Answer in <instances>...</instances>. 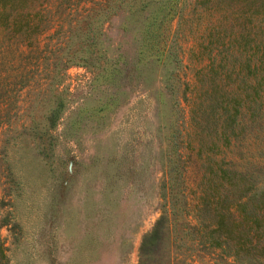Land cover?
Segmentation results:
<instances>
[{
  "label": "rangeland",
  "instance_id": "374dc122",
  "mask_svg": "<svg viewBox=\"0 0 264 264\" xmlns=\"http://www.w3.org/2000/svg\"><path fill=\"white\" fill-rule=\"evenodd\" d=\"M145 1L45 0L35 56L0 32L7 264H264V222L233 220L216 246L190 227L210 166L264 187V101L239 68L264 59V0ZM214 93L229 115L239 101L230 124ZM168 191L179 213L141 251Z\"/></svg>",
  "mask_w": 264,
  "mask_h": 264
},
{
  "label": "trees",
  "instance_id": "16d2710c",
  "mask_svg": "<svg viewBox=\"0 0 264 264\" xmlns=\"http://www.w3.org/2000/svg\"><path fill=\"white\" fill-rule=\"evenodd\" d=\"M45 0H0V32L4 31V36L11 42L12 46L25 44L29 46L31 56H35L37 50H39L37 36L50 28L54 24V20H51L49 14L43 12ZM115 1V0H114ZM121 0H118L120 4ZM139 1L146 2L145 0H134L133 3L139 4ZM57 2L59 0H49V8L47 12L51 10H57ZM96 3H99L98 0ZM143 3L140 7H143ZM99 3V7H102ZM171 7V8H170ZM168 13V18L172 16V5L164 12ZM147 16V15H146ZM145 16V17H146ZM152 18L149 16L148 19ZM53 19V18H52ZM151 22H148L150 24ZM91 44V42L89 41ZM166 48V47H165ZM164 49V48H162ZM92 51V49H90ZM248 59L246 63L239 64L240 69H245L247 72L251 71L254 75L253 80L248 82L249 93L251 100L258 101L262 97L264 101V59L255 58L254 60ZM56 70V69H55ZM258 75V76H257ZM3 82L0 84V91L2 95H6L7 90L12 86L14 81H11V86H7V77L1 78ZM243 82L239 80L238 83ZM4 83V84H3ZM14 86V85H13ZM213 96H223L226 99V103L222 104L220 100L214 99L213 105H222L227 110V116L224 119L225 125L235 120V117L239 111V101L235 100L231 105L233 107L232 115L228 113L226 109L228 103L227 99L231 96L228 94H216ZM262 103V102H261ZM257 108L252 106V111H256ZM56 113H52V117ZM209 165H212L209 163ZM173 174L169 172L166 181H170ZM205 185L202 188V194L198 197V205L195 210L198 223L197 225L191 224L190 227L194 229L195 226L199 230L200 235L205 237V240L209 245L216 246L220 243L219 237L221 232L226 231L228 223L235 220L238 225L243 221L250 219L252 224L258 226L264 222V187L257 188L255 184V175L252 172H241L237 170H231L229 168L220 166L219 164L215 168H211L209 174L204 177ZM176 195L178 190L175 191ZM166 198V203L161 210L159 216L155 219L152 227L146 231L140 242V249L143 250L148 243H153L163 232L169 234V230L172 228V221L175 220L182 205L177 206L175 202V196L172 192H166L162 194ZM263 203V205H261ZM183 225V221H181ZM188 225V224H187ZM189 226V225H188ZM251 226V225H250ZM248 229H244L241 232V239H250L247 236ZM166 234V236H167ZM0 264H7L5 254L3 252V244L0 240Z\"/></svg>",
  "mask_w": 264,
  "mask_h": 264
}]
</instances>
